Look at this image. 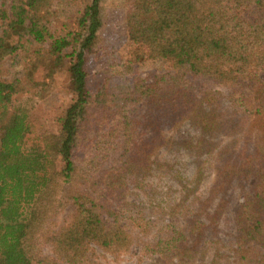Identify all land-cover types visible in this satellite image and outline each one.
<instances>
[{
    "label": "trees",
    "instance_id": "1",
    "mask_svg": "<svg viewBox=\"0 0 264 264\" xmlns=\"http://www.w3.org/2000/svg\"><path fill=\"white\" fill-rule=\"evenodd\" d=\"M104 1L0 0V264H264V0H126L164 68L121 91L89 87ZM38 63L75 96L53 134Z\"/></svg>",
    "mask_w": 264,
    "mask_h": 264
},
{
    "label": "rangeland",
    "instance_id": "2",
    "mask_svg": "<svg viewBox=\"0 0 264 264\" xmlns=\"http://www.w3.org/2000/svg\"><path fill=\"white\" fill-rule=\"evenodd\" d=\"M125 17L126 0L104 1L102 7L103 26L98 35L96 46L88 57L87 70L91 90H96L106 81L110 83L114 91L128 90L135 77L149 83L153 75L163 72L164 65L162 63L147 61L143 58V50L129 43ZM23 66L27 68V64ZM44 66L41 63L36 64L34 70L36 78L34 77V79L39 78L49 85L46 95L42 98H37L34 94L24 95L20 99V104L33 111L39 133L47 131V133L53 134L59 129L58 119L72 105L75 96L71 90L70 77L65 70L58 71L51 77L49 69ZM6 67L2 68L5 72L8 68ZM3 71H0V78L7 75ZM234 211L235 207L232 206L230 214H233ZM73 212L74 209L69 208L61 214L57 220V230L71 218ZM137 252L138 250L134 249L130 254L119 257L101 256L95 261L96 264H142ZM155 261L157 264H167L166 261L160 259Z\"/></svg>",
    "mask_w": 264,
    "mask_h": 264
}]
</instances>
